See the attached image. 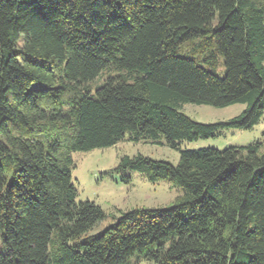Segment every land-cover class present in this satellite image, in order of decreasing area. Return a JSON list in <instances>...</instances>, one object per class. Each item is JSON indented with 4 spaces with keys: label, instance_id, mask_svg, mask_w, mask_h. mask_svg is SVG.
<instances>
[{
    "label": "trees",
    "instance_id": "16d2710c",
    "mask_svg": "<svg viewBox=\"0 0 264 264\" xmlns=\"http://www.w3.org/2000/svg\"><path fill=\"white\" fill-rule=\"evenodd\" d=\"M185 103L246 107L199 122ZM263 115L264 0H0V264H264V139L124 156L183 193L94 233L108 214L72 181L75 151L179 148Z\"/></svg>",
    "mask_w": 264,
    "mask_h": 264
},
{
    "label": "rangeland",
    "instance_id": "374dc122",
    "mask_svg": "<svg viewBox=\"0 0 264 264\" xmlns=\"http://www.w3.org/2000/svg\"><path fill=\"white\" fill-rule=\"evenodd\" d=\"M189 46L184 48L187 50ZM218 74H225L224 64L214 69ZM117 71L106 70L90 83L94 90L101 85L110 74ZM246 105L235 103L225 107L209 104L185 103L182 110L199 122H217L228 120L240 114ZM264 139V115L250 129L231 128L215 137L199 138L180 142L179 148L169 146L164 138L160 142L133 141L126 137L114 145L94 148L87 151L73 152L72 181L77 190V201H94L108 214L94 232L101 231L116 220L113 215L120 216L137 208H166L174 204L177 196L183 193L181 187H175L169 180L152 182L136 170H116L124 156L142 154L154 159L177 163L180 149L217 148L228 146H245ZM5 247L0 238V253ZM130 264H158L152 260L132 258Z\"/></svg>",
    "mask_w": 264,
    "mask_h": 264
}]
</instances>
